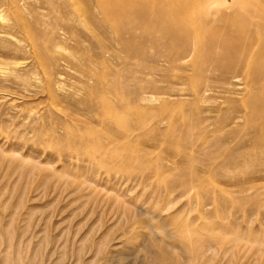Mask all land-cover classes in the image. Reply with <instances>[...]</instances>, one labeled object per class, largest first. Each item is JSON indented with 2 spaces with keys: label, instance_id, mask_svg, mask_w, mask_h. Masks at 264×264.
Wrapping results in <instances>:
<instances>
[{
  "label": "rangeland",
  "instance_id": "rangeland-1",
  "mask_svg": "<svg viewBox=\"0 0 264 264\" xmlns=\"http://www.w3.org/2000/svg\"><path fill=\"white\" fill-rule=\"evenodd\" d=\"M197 1L201 10L222 4ZM108 16L98 0H0V264H185L206 243L196 235L220 232L225 248H204L206 260L186 264H264V135L254 122L255 89L223 81L194 104L190 61L168 69L140 28L132 43ZM142 46L145 58L134 54ZM254 49L229 57L244 55L242 64L257 72ZM180 76L189 78L185 85ZM179 101L182 107L171 105ZM105 103L118 110L109 120ZM185 111L233 117L218 134L232 131L226 146L245 147L246 157H233L232 169L226 155L194 152L203 165L184 163V147L165 131L168 115ZM194 139V147L204 142Z\"/></svg>",
  "mask_w": 264,
  "mask_h": 264
},
{
  "label": "bare ground",
  "instance_id": "bare-ground-1",
  "mask_svg": "<svg viewBox=\"0 0 264 264\" xmlns=\"http://www.w3.org/2000/svg\"><path fill=\"white\" fill-rule=\"evenodd\" d=\"M105 1L106 0H98L100 10L105 16L109 15L108 17H110L111 15L110 18L112 20V25L118 33H121L124 29L129 34L130 40L128 39V41L134 39L133 30L135 28H140L142 30L141 39L144 44L153 47L156 60L160 62L163 61L164 64L169 67L168 68L165 65L168 69L180 70L185 65L190 67L192 75L189 82L192 84L191 87H189L188 92L189 96L192 97L194 104H198L199 101L202 102L201 99L204 100L210 97V93L213 92L219 86V83L223 81L230 82V80L240 79L246 81L248 87L253 86L255 89L256 100L252 103V107L255 110H258L256 117H254V122L256 124L259 123L258 127H256L258 128V133L264 135V57L262 54L264 53V43H262V40H264V0H231L228 3L219 0L222 4L215 10H210L208 8H206L207 10L197 9V0H110L108 7ZM126 14L131 17L127 19ZM124 19L128 20V22H125ZM222 27L237 31L235 39L223 35L219 31V28ZM199 31H208L209 35L207 37H201L198 34ZM246 33H248L249 36L247 38L248 40L245 42L243 40V34ZM256 33H258L257 36L255 35ZM252 45H255V57L259 67L257 72L251 71L247 65L242 64L245 59L244 55L240 58H238L237 55L236 57H229V54L237 48H250ZM218 47H221L223 51L219 53L216 50ZM145 51L146 50L143 46L135 47V52L133 50L134 54L144 58L147 56ZM261 54L262 59H260ZM186 61L190 62L182 65V63ZM202 69H204V72L208 71L210 75L204 77ZM202 78L204 79L202 80ZM186 79L189 80L188 77L180 76L177 78V81L179 84L185 85V83L188 82ZM121 86L122 88L129 87L126 83H122ZM132 91L134 93L133 95L139 96V90L135 91L132 88ZM179 94H181V92H179ZM125 102V100H119V104ZM105 104L106 107H104L106 108L105 110H107L106 114L108 115L107 118L109 120L116 116L114 115V111L118 112V110L110 107L107 103ZM171 105L173 107H182L184 103L179 101ZM172 113L169 114L168 112L169 115L167 118L169 121H172V123H170V127L168 126V129L165 131V136L169 140L172 139L173 141L174 139L181 143L182 148L184 147V149L181 150H185L184 163L190 165V167L191 165H195V167L198 164L203 165L202 161L194 160V152L205 155L208 157L207 159H210L212 155L231 156L225 164L227 169H232L235 165L237 166L233 157L242 156L244 158V156L246 157L248 154L245 147H243L240 152H237L226 146V143H231L230 138L232 137V131L228 130L223 135L218 134L224 129L222 127H227L232 123V120L234 119L233 117L221 116V118L216 121L214 120L215 118L212 119L208 116L204 118H199L198 116L195 117L193 113L185 111L179 119H175ZM221 114L223 115L222 112ZM195 124L196 126H193ZM195 136L199 141L200 139H204L202 145L194 147L193 141H195ZM170 144H172V142ZM260 152L262 153V150ZM222 167L224 168L225 166L220 163L217 164L216 169H221ZM223 229L225 228L223 227ZM234 232H236V230ZM221 234V232L219 234H211L207 238L201 235L202 238L200 234H198L199 236L196 235L197 243H199L198 240L205 241L206 243L204 246L199 245L194 251L193 256L198 258V256L201 255L200 251L204 250V248L209 250L212 249L214 254L218 252V248L226 243L224 235ZM228 234H231V236L233 235L232 232ZM236 234L237 233H235V235ZM235 235L233 236L235 237ZM255 235L258 234L256 233ZM226 239L228 243L229 239ZM230 241L232 243L234 240ZM254 241L257 242L255 239ZM156 243L157 246L163 248L158 242ZM229 244L227 246H229ZM259 244L257 243V245ZM229 247L233 248L231 245ZM223 248L225 247L223 246ZM220 251L221 250H219V252ZM203 253L207 254L208 252H205L204 250L202 254ZM193 256L190 258L187 256L188 259L184 258L185 260H182L183 263L185 262L186 264V261L187 263L189 261L191 262V259L194 258ZM156 257H159V255H156ZM203 258L204 256L201 259L202 261Z\"/></svg>",
  "mask_w": 264,
  "mask_h": 264
}]
</instances>
